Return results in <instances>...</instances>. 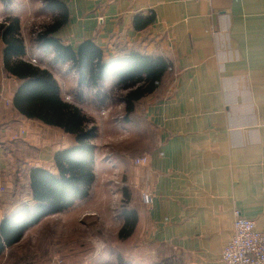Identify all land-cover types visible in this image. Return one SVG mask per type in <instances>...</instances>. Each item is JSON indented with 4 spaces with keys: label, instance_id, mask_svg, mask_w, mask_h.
Masks as SVG:
<instances>
[{
    "label": "crops",
    "instance_id": "0c3cea01",
    "mask_svg": "<svg viewBox=\"0 0 264 264\" xmlns=\"http://www.w3.org/2000/svg\"><path fill=\"white\" fill-rule=\"evenodd\" d=\"M61 1L68 21L55 37L74 50L92 40L105 62L135 51L163 58L167 68L157 89L138 102L135 124L114 123V115H124L122 102L76 104L98 128L92 142L94 183L87 198L43 218L21 241L44 224L64 227L67 237L86 217L110 223L116 202L110 177L117 174L134 185L131 163L145 155L138 187L129 192L137 223L126 241L136 243L137 261L224 264L222 250L232 237L235 210L253 220L257 231L264 230V0ZM25 48L28 62L33 58ZM43 68L54 75L63 99L74 101L78 77L70 65L63 64L61 76ZM16 85L2 72L0 48V93L11 101ZM10 105L0 99V188L11 192L9 203L0 204V220L30 200L20 198L26 180L10 178L20 161L21 170L55 174L54 154L76 144L75 136L25 119ZM19 143L36 151L31 159H23ZM109 149L111 159L102 161ZM141 191L151 194V205L141 202Z\"/></svg>",
    "mask_w": 264,
    "mask_h": 264
},
{
    "label": "trees",
    "instance_id": "16d2710c",
    "mask_svg": "<svg viewBox=\"0 0 264 264\" xmlns=\"http://www.w3.org/2000/svg\"><path fill=\"white\" fill-rule=\"evenodd\" d=\"M2 2L8 3L7 0ZM43 4L57 11L58 16L35 35V42L53 54L55 62L69 64L77 74L78 87L73 93L74 101L63 99L61 88L48 69L25 60L26 48L20 20L9 16L0 22V48L2 72L17 82L10 108L25 119L39 121L75 136L76 144L54 154L55 174L42 168L26 167L21 170V161L20 166L12 171L11 181L17 183L21 178L26 180L20 198L27 196L30 200L19 202L0 220V255L19 244L24 234L43 218L62 213L88 197L95 180V146L92 142L98 136V128L94 120L76 105L84 102L83 91L97 90L106 79L114 78L115 86L125 90L121 98L124 104L122 119L135 124L138 122V102L157 89L155 83L162 79L167 68L163 58L135 51L121 52L119 57L105 62L102 50L92 40L81 42L74 50L55 37V33L68 21L65 4L61 0H43ZM150 21L146 19L144 26ZM19 147L23 151V159H31L36 153L23 143H19ZM10 193V189L4 185L0 204L9 203ZM122 196L125 201L121 211L124 223L117 236L119 240H126L134 232L137 213L129 206L128 189L123 188Z\"/></svg>",
    "mask_w": 264,
    "mask_h": 264
},
{
    "label": "rangeland",
    "instance_id": "374dc122",
    "mask_svg": "<svg viewBox=\"0 0 264 264\" xmlns=\"http://www.w3.org/2000/svg\"><path fill=\"white\" fill-rule=\"evenodd\" d=\"M7 1L8 3L5 4L0 0V22L9 16L19 18L21 29H23L21 31L22 38L28 48L29 58H33L28 62L42 68L47 65L53 73L61 76L64 71L63 65L55 62L54 55L49 51H45L43 48L38 50V45L34 44L35 35L52 24L58 16V12L46 7L43 0ZM115 84L116 81L107 83L104 81L97 90H84V102L82 103L87 107L104 106L106 103L118 104L121 102L122 96L125 95V90ZM110 113L113 115L111 111ZM114 117L116 124L123 121L122 114L114 115ZM103 139L104 136L100 137L99 141L102 142ZM105 152L107 154L103 156L102 161L109 162L113 152L111 149ZM114 153L117 152L114 151ZM118 154L121 152L119 151ZM109 181L112 191H114L112 194L116 198L115 205L111 208L110 223H104L98 216V218L86 217L80 223L81 226L75 227V232L67 237L64 227L58 225L45 228L44 224L29 232L28 236L12 249H8V255L0 257V264H140L136 259L137 253L135 254L136 251H134L136 243L129 245V242L126 241L129 238L126 240L117 238L120 221L122 220L124 223L121 215L122 208L125 207L122 190L126 188L130 192V189L135 190L136 186L135 184L128 186L126 179L117 174L110 177ZM130 200H132L131 195L128 201L131 208L134 203ZM72 254L76 255L75 258L69 257ZM161 264H167V262H161Z\"/></svg>",
    "mask_w": 264,
    "mask_h": 264
},
{
    "label": "built area",
    "instance_id": "2783aa9c",
    "mask_svg": "<svg viewBox=\"0 0 264 264\" xmlns=\"http://www.w3.org/2000/svg\"><path fill=\"white\" fill-rule=\"evenodd\" d=\"M183 2L211 1V0H181ZM34 63V61H31ZM172 71L171 68L168 69ZM158 86V82L155 83ZM0 99L5 105H10L11 101L5 99L0 93ZM147 163L145 155L133 159L130 166L131 178L137 185V180L141 175L142 168ZM0 191H3L0 188ZM141 202L145 206L152 203V196L144 191L140 192ZM221 260L224 264H264V230L257 231L253 220L243 217L239 211L233 212V233L229 242L222 250Z\"/></svg>",
    "mask_w": 264,
    "mask_h": 264
}]
</instances>
